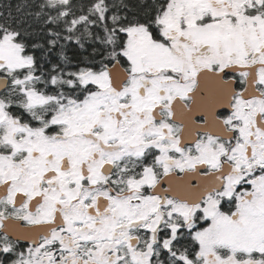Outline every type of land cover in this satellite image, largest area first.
<instances>
[{
    "label": "snow or ice",
    "instance_id": "obj_1",
    "mask_svg": "<svg viewBox=\"0 0 264 264\" xmlns=\"http://www.w3.org/2000/svg\"><path fill=\"white\" fill-rule=\"evenodd\" d=\"M0 264H264V0H0Z\"/></svg>",
    "mask_w": 264,
    "mask_h": 264
},
{
    "label": "trees",
    "instance_id": "obj_2",
    "mask_svg": "<svg viewBox=\"0 0 264 264\" xmlns=\"http://www.w3.org/2000/svg\"><path fill=\"white\" fill-rule=\"evenodd\" d=\"M22 2V0H13V3H19Z\"/></svg>",
    "mask_w": 264,
    "mask_h": 264
}]
</instances>
